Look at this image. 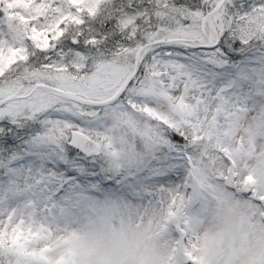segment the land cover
Masks as SVG:
<instances>
[{
	"label": "snow or ice",
	"instance_id": "snow-or-ice-1",
	"mask_svg": "<svg viewBox=\"0 0 264 264\" xmlns=\"http://www.w3.org/2000/svg\"><path fill=\"white\" fill-rule=\"evenodd\" d=\"M0 264H264V0H0Z\"/></svg>",
	"mask_w": 264,
	"mask_h": 264
}]
</instances>
